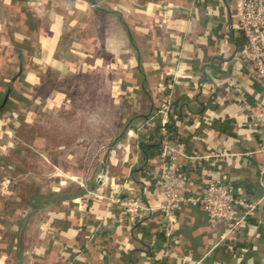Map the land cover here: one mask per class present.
Here are the masks:
<instances>
[{
	"label": "crops",
	"instance_id": "obj_1",
	"mask_svg": "<svg viewBox=\"0 0 264 264\" xmlns=\"http://www.w3.org/2000/svg\"><path fill=\"white\" fill-rule=\"evenodd\" d=\"M5 11L0 94L33 62L40 74L1 105L0 264H264V159L254 118L264 82L236 61L233 0H9ZM108 21L126 44L131 36L134 52H100ZM92 83L109 92L116 120L89 155L65 117ZM59 127L71 140H49ZM164 135L174 159L158 155ZM163 164L177 172L184 196L212 177L254 203L244 229L235 235L189 202L165 238L157 209ZM129 192L150 208L133 223L110 202Z\"/></svg>",
	"mask_w": 264,
	"mask_h": 264
},
{
	"label": "built area",
	"instance_id": "obj_2",
	"mask_svg": "<svg viewBox=\"0 0 264 264\" xmlns=\"http://www.w3.org/2000/svg\"><path fill=\"white\" fill-rule=\"evenodd\" d=\"M235 11V28L244 39L242 47L236 54V61L247 66L264 82V0H233ZM260 142L257 151L264 159V106L254 116ZM158 155L164 159L176 158L177 152L170 145L166 136L160 138ZM264 175V168L259 172ZM158 190L162 200L157 206L162 221V233L169 238L176 223L177 212L186 203L198 204L211 221H224L229 231L238 234L244 229L246 219L254 208V203L236 199L232 187L215 180L212 177L205 179L199 194L184 196L179 187L177 172L163 164L158 174ZM111 203L119 204L122 213L119 219L133 223L145 211L141 198L135 192H129L123 198L111 199Z\"/></svg>",
	"mask_w": 264,
	"mask_h": 264
},
{
	"label": "rangeland",
	"instance_id": "obj_3",
	"mask_svg": "<svg viewBox=\"0 0 264 264\" xmlns=\"http://www.w3.org/2000/svg\"><path fill=\"white\" fill-rule=\"evenodd\" d=\"M8 3L9 0H0V19L5 13L8 14L5 11ZM121 32L120 28H116L111 25V21H108L105 30L101 32L100 52L123 56L128 48L124 34ZM86 89L85 95L81 96L79 93L76 95L75 98H80L82 104L76 107L73 114L65 117V122L71 125L68 135H78L89 142V155H92L98 145L110 139L112 124L116 120V104L110 101L109 92L99 88L98 85L92 83ZM61 130L59 127L49 140L55 143L71 140L70 137H60Z\"/></svg>",
	"mask_w": 264,
	"mask_h": 264
},
{
	"label": "trees",
	"instance_id": "obj_4",
	"mask_svg": "<svg viewBox=\"0 0 264 264\" xmlns=\"http://www.w3.org/2000/svg\"><path fill=\"white\" fill-rule=\"evenodd\" d=\"M113 14L115 15V13H113ZM116 18H118V17L116 16ZM120 24H121L120 27H122L124 29V25L122 23H120ZM23 30H24V26H22V25L15 28L14 31L17 32V36H16L15 39L20 40V38L23 37L22 36ZM129 38L130 39L127 42L128 50L131 51V52H134L133 50H134L135 44L131 41V36H129ZM241 39H243V38L240 35V39H238V43H237L239 45V49L242 47V45H243L242 43L244 41V40L242 41ZM138 61L139 60L135 56V71L138 72V73H141L142 70H141V67H140V64H139ZM112 65H114V63H112ZM39 66H40V64H37L36 62H33V65H32V68H31V72L28 73V75H27V73H23L22 71L18 72L16 77L10 83H8V84L3 86V94H0V121L6 120L4 115L1 112L2 111L1 110L2 109L1 105L3 103H5L6 100L9 99L18 90L19 86L23 82L28 80V78L31 79V77H32V79H37V77H39V74H40V67ZM38 91H39V93L37 94L38 97H42V95L45 93V91L41 90V89H39ZM53 98L56 99L57 96H54ZM17 122L18 121H16V119H15L14 120V124H18ZM156 149H157V146L156 145H152L151 147H146V152L150 155L151 152H153ZM19 223H20V219L18 220V224Z\"/></svg>",
	"mask_w": 264,
	"mask_h": 264
},
{
	"label": "water",
	"instance_id": "obj_5",
	"mask_svg": "<svg viewBox=\"0 0 264 264\" xmlns=\"http://www.w3.org/2000/svg\"><path fill=\"white\" fill-rule=\"evenodd\" d=\"M235 51H237V49H235ZM116 140V139H115ZM85 190L87 191L88 189H87V187H85Z\"/></svg>",
	"mask_w": 264,
	"mask_h": 264
}]
</instances>
